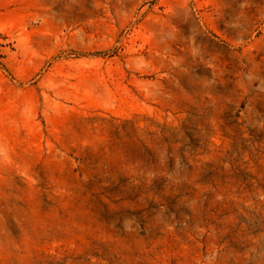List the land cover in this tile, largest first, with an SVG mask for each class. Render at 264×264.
I'll list each match as a JSON object with an SVG mask.
<instances>
[{"label": "rangeland", "instance_id": "obj_1", "mask_svg": "<svg viewBox=\"0 0 264 264\" xmlns=\"http://www.w3.org/2000/svg\"><path fill=\"white\" fill-rule=\"evenodd\" d=\"M0 264H264V0H0Z\"/></svg>", "mask_w": 264, "mask_h": 264}]
</instances>
